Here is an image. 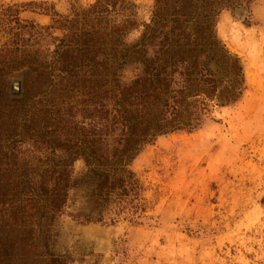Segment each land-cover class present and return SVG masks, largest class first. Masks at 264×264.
Here are the masks:
<instances>
[{"label":"trees","instance_id":"obj_1","mask_svg":"<svg viewBox=\"0 0 264 264\" xmlns=\"http://www.w3.org/2000/svg\"><path fill=\"white\" fill-rule=\"evenodd\" d=\"M130 1L96 0L70 18L40 4L46 28L22 21L24 8L0 4V96L9 76L23 78L0 107V264H65L40 242L66 214L70 189L87 199L86 212L72 215L78 222L112 226L123 216L136 224L146 206L130 167L142 149L200 129L243 96L240 60L215 30L220 10L240 0H154L150 24L127 44L136 25L125 14ZM117 15L126 18L113 24ZM67 126L73 134L55 135ZM78 160L84 172L73 180Z\"/></svg>","mask_w":264,"mask_h":264},{"label":"rangeland","instance_id":"obj_2","mask_svg":"<svg viewBox=\"0 0 264 264\" xmlns=\"http://www.w3.org/2000/svg\"><path fill=\"white\" fill-rule=\"evenodd\" d=\"M95 1L0 4L24 8L22 21L46 28L52 21L34 10L45 8L40 4L70 18ZM130 2L125 14L136 25L124 42L134 44L151 22L154 0ZM125 18L111 19L114 24ZM215 21L217 39L243 68L245 91L239 102L215 108L192 133L160 136L142 149L130 167L146 206L136 224L123 216L112 226L78 222L72 215L86 212L87 199L82 188L70 189L66 214L50 228L48 244L40 242L44 251L65 264H264V0L235 2L220 10ZM51 32L55 38L62 35ZM22 80L19 74L6 79L7 96H0V107L9 104L15 81ZM71 127H59L55 135L65 138L74 133ZM48 154L41 151L40 157ZM71 169V178L80 179L84 163L78 160Z\"/></svg>","mask_w":264,"mask_h":264},{"label":"water","instance_id":"obj_3","mask_svg":"<svg viewBox=\"0 0 264 264\" xmlns=\"http://www.w3.org/2000/svg\"><path fill=\"white\" fill-rule=\"evenodd\" d=\"M19 90V81H15V84L13 85V92L17 93Z\"/></svg>","mask_w":264,"mask_h":264},{"label":"bare ground","instance_id":"obj_4","mask_svg":"<svg viewBox=\"0 0 264 264\" xmlns=\"http://www.w3.org/2000/svg\"><path fill=\"white\" fill-rule=\"evenodd\" d=\"M241 13H239V15H240Z\"/></svg>","mask_w":264,"mask_h":264}]
</instances>
